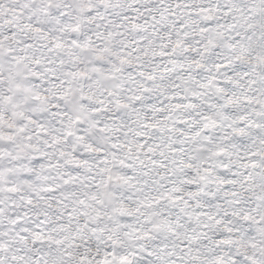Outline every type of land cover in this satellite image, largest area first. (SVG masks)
Instances as JSON below:
<instances>
[{"label":"snow or ice","instance_id":"snow-or-ice-1","mask_svg":"<svg viewBox=\"0 0 264 264\" xmlns=\"http://www.w3.org/2000/svg\"><path fill=\"white\" fill-rule=\"evenodd\" d=\"M0 264H264V0H0Z\"/></svg>","mask_w":264,"mask_h":264}]
</instances>
